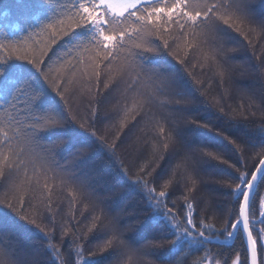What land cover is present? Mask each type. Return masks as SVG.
<instances>
[{"label": "snow or ice", "instance_id": "6c2138e0", "mask_svg": "<svg viewBox=\"0 0 264 264\" xmlns=\"http://www.w3.org/2000/svg\"><path fill=\"white\" fill-rule=\"evenodd\" d=\"M30 7L26 36L0 34V264H102L82 259L88 235L101 230L109 264H144L149 255L156 264H264V83L230 103L237 75L261 79L264 0H35ZM248 48L258 64L238 55ZM103 103L110 114L101 113ZM210 106L228 128L257 124L254 135L233 139L192 117ZM240 120L250 123H231ZM133 129L135 151L147 148L151 157L135 178L117 151ZM218 137L234 151H223ZM153 160L172 165L159 191ZM210 160L232 170L221 181L230 200L199 216V174ZM170 189L180 208L169 205ZM58 215L68 218L59 240ZM128 217L163 233L153 238L158 254L126 235ZM237 240L239 248L223 247Z\"/></svg>", "mask_w": 264, "mask_h": 264}, {"label": "trees", "instance_id": "16d2710c", "mask_svg": "<svg viewBox=\"0 0 264 264\" xmlns=\"http://www.w3.org/2000/svg\"><path fill=\"white\" fill-rule=\"evenodd\" d=\"M35 0H0V34L7 33L10 38L12 39H19L21 37L26 36L27 32V25L30 22L31 16L34 14V9L30 7V5L34 4ZM254 4H258V0H253ZM235 35V34H234ZM67 39V38H65ZM242 39V38H241ZM246 44V41L244 42ZM63 41H59L56 45L53 46L51 52H49V56H53V53L57 52L58 49L61 48ZM261 51L260 48L257 49V53ZM238 55L243 58L245 56L251 57V62L253 64H258L259 62L255 60V57L252 56V50L242 49ZM171 60V57L168 58ZM47 62V61H46ZM173 63H175L173 61ZM179 67V65H176ZM261 79H257L255 76H240L237 75L236 79L239 82L238 88V95L234 97L231 104L235 105L238 104L241 100V95L249 90L259 93L261 90L259 85L264 83V68L260 69ZM59 98H57L58 100ZM244 101H247V97H244ZM211 104V102H210ZM197 107H202L197 105ZM111 112V104L110 103H103L101 105V113L102 114H110ZM219 112L216 111L214 106H210L209 110L207 111H200V112H193L192 117H201L203 118L204 122L211 121L214 125H218L221 129H227L229 132H233L234 135L232 136L235 139L237 136H241L244 139L248 140L254 135L255 128L257 124H251L250 127L243 128L241 131H236L235 128H228L227 125L229 121L226 118L217 119L219 116ZM192 117H189L192 118ZM109 121L105 119L103 123L99 125V129L101 131L104 130L105 125ZM231 123L236 124L239 123L241 126L245 124H249V121H231ZM182 128H195V125H189L187 123H181ZM127 131V130H126ZM198 132H203V129H196ZM247 133L248 135H245ZM138 129H133L130 132L125 140V144L121 145V147L117 150L118 155L120 156L123 163L127 166L130 176L135 178L137 174L138 166L141 163L151 159L149 150L145 148L140 154L135 151V148L132 144L135 136L138 135ZM195 135L190 133L189 139H195ZM217 140L221 141L223 145H227L226 149L223 151L227 152L228 149L232 148V145H229L227 141H223L222 137H218ZM111 142V141H110ZM215 151V149H213ZM231 155V153H228ZM225 158H228L227 155ZM237 159L236 155H232L231 160L229 162H234ZM158 163L159 167L157 168V173H161L160 178L156 182L157 191L160 190V185L163 183L164 180L168 179V176L171 174V163L167 160H160V161H152V165ZM245 163L251 165L252 161L250 159H245ZM201 167L206 168L207 171L200 172L199 178L202 181V184L199 185V191L197 195V200L195 204L196 212L199 216H203L205 214L204 209L207 208L210 211L215 212L218 206L224 205L227 206L229 204L230 198H226L224 193L230 191L227 187L223 186L221 181L225 180L226 173L231 172L232 170L228 168L227 164H221L217 160H210L207 164H202ZM218 170H223L221 174H217ZM178 190L170 189V197L168 200L169 205L175 202L176 207L180 208L183 204V201L177 198L176 192ZM142 206V203H141ZM183 214V213H181ZM218 214V213H217ZM62 219H68L67 217H62L60 215L57 216V240H59V224ZM252 219H259L258 214ZM129 220V227L126 228V235L132 237L133 240L140 242L143 247V251L150 253V254H158L161 250L157 248H153V238H159L163 235V233L155 230H144L140 224L135 221L132 217H128ZM86 224L87 222L80 225V232L83 234L86 232ZM217 228H220L222 225L221 223H216ZM257 229L260 225L256 226ZM133 228H140L138 232L132 231ZM35 232V229H33ZM38 234V233H37ZM255 235V233H254ZM103 236V230L99 233L89 234L85 247L83 249V260L88 259H98L102 261V264H109V260L111 259L110 252H101L100 249L103 246V240L101 237ZM25 243H31L27 239V234L22 237ZM235 246L237 248L240 247L239 241H235ZM230 245L226 246L223 245L225 249H227ZM259 248V246H258ZM166 250V249H165ZM94 254V255H93ZM264 253L260 255L263 257ZM156 264L154 255H149L144 257V264Z\"/></svg>", "mask_w": 264, "mask_h": 264}, {"label": "water", "instance_id": "95a60500", "mask_svg": "<svg viewBox=\"0 0 264 264\" xmlns=\"http://www.w3.org/2000/svg\"><path fill=\"white\" fill-rule=\"evenodd\" d=\"M233 242L232 241H229L227 244H224V245H232Z\"/></svg>", "mask_w": 264, "mask_h": 264}, {"label": "rangeland", "instance_id": "374dc122", "mask_svg": "<svg viewBox=\"0 0 264 264\" xmlns=\"http://www.w3.org/2000/svg\"><path fill=\"white\" fill-rule=\"evenodd\" d=\"M263 257H264V254H263Z\"/></svg>", "mask_w": 264, "mask_h": 264}]
</instances>
